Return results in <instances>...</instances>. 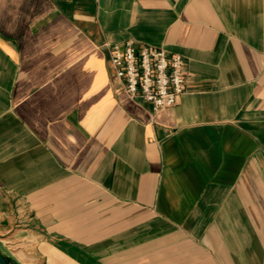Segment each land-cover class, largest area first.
Listing matches in <instances>:
<instances>
[{
	"label": "crops",
	"instance_id": "0c3cea01",
	"mask_svg": "<svg viewBox=\"0 0 264 264\" xmlns=\"http://www.w3.org/2000/svg\"><path fill=\"white\" fill-rule=\"evenodd\" d=\"M184 58L130 101L108 47ZM0 247L18 264H264V0H0Z\"/></svg>",
	"mask_w": 264,
	"mask_h": 264
},
{
	"label": "built area",
	"instance_id": "2783aa9c",
	"mask_svg": "<svg viewBox=\"0 0 264 264\" xmlns=\"http://www.w3.org/2000/svg\"><path fill=\"white\" fill-rule=\"evenodd\" d=\"M108 62L130 101H141L153 113L175 106L185 91L184 58L160 48L132 42L108 47Z\"/></svg>",
	"mask_w": 264,
	"mask_h": 264
},
{
	"label": "water",
	"instance_id": "95a60500",
	"mask_svg": "<svg viewBox=\"0 0 264 264\" xmlns=\"http://www.w3.org/2000/svg\"><path fill=\"white\" fill-rule=\"evenodd\" d=\"M0 264H18L11 256L6 254L0 247Z\"/></svg>",
	"mask_w": 264,
	"mask_h": 264
}]
</instances>
